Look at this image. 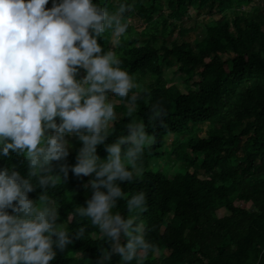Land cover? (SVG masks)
<instances>
[{
    "label": "trees",
    "instance_id": "16d2710c",
    "mask_svg": "<svg viewBox=\"0 0 264 264\" xmlns=\"http://www.w3.org/2000/svg\"><path fill=\"white\" fill-rule=\"evenodd\" d=\"M252 1L93 0L109 11L120 2L132 5L126 13L129 27L115 51L140 85L133 90L139 94L135 115L155 142L139 162L143 174L120 186L129 195L147 194L148 210L140 220L155 250L145 264H264V6L251 8ZM60 2L48 0L46 8ZM135 17L142 25L130 22ZM97 42L101 54L114 49L110 32ZM164 66L179 72L176 82H169ZM85 75L80 68L76 79ZM156 102L168 112L166 126L149 119L146 104ZM127 103L117 98L115 131L105 144L127 134ZM80 143H70L67 158L53 162L61 182L48 194L58 202L57 222L68 224L73 242L63 251L54 245L56 256L49 264H96L100 248L109 247L87 218L71 220L75 207L87 206L92 189L84 185L95 178L94 173L77 177L71 170ZM97 155L107 158L104 144L97 146ZM163 157L168 160L164 169L156 165ZM64 163L66 178L59 170ZM9 167L28 175L21 154L0 155V170ZM42 191L36 186L29 198L38 199ZM236 200L250 201L253 208ZM113 212L127 218L126 202L118 200ZM82 226L85 235L76 238ZM126 242L122 236L121 243ZM108 264H121L120 257L113 255Z\"/></svg>",
    "mask_w": 264,
    "mask_h": 264
},
{
    "label": "clouds",
    "instance_id": "9594fccd",
    "mask_svg": "<svg viewBox=\"0 0 264 264\" xmlns=\"http://www.w3.org/2000/svg\"><path fill=\"white\" fill-rule=\"evenodd\" d=\"M47 4L48 0H0V155L15 152L28 164L27 177L14 167L0 170V264H49L56 256L54 245L63 251L73 242L68 224L57 222L58 202L48 194L61 182L53 162L67 158L71 145L66 135L72 134L83 144L73 174L94 173L95 178L84 185L92 189L87 206L75 207L71 220L76 215L87 218L99 240L106 238L109 247L100 248L96 264H108L113 255L121 264H145L155 250L140 220L148 210L147 194L140 190L129 195L120 186L143 174L139 162L155 142L135 115L139 94L133 90L140 85L121 67L123 59L115 51L129 27L126 13L132 5L120 2L109 11L93 0H61L51 8ZM105 32L111 33L114 49L101 54L97 38ZM80 68L86 75L77 80ZM117 98L128 101L127 134L105 144L115 131ZM146 105L149 119L166 126L168 112L161 103ZM102 144L108 154L104 160L97 155ZM59 170L66 178L69 166L60 164ZM36 186L43 191L33 200L29 193ZM121 199L127 218L113 212ZM9 208L14 214L6 211ZM84 235L82 226L76 238ZM122 236L126 243H121Z\"/></svg>",
    "mask_w": 264,
    "mask_h": 264
},
{
    "label": "rangeland",
    "instance_id": "374dc122",
    "mask_svg": "<svg viewBox=\"0 0 264 264\" xmlns=\"http://www.w3.org/2000/svg\"><path fill=\"white\" fill-rule=\"evenodd\" d=\"M258 3L262 4L264 6V0H253L249 5H250L251 8H253L254 5H256ZM130 22L132 24L136 25V26L142 25V20L140 18H138V17L131 18ZM192 37H193V35H192ZM163 71H164V74L166 75V77L168 78L169 82H176L177 81V75L179 74V72L175 71L172 66H164ZM180 85H184V84L181 83ZM66 139L69 141V143H73L75 145L80 143V141L76 140L75 136H73V135H66ZM80 145L83 146L82 143H80ZM167 162H168V160L165 157H163V158H160L156 162V165L158 164L160 167H162L164 169V168L168 167V163ZM169 171L173 172L174 169L172 168ZM235 203L237 205L245 206V207H248V208H251V209L253 208V206H252L250 201L236 200ZM218 213L219 214H223L224 210L220 208L218 210Z\"/></svg>",
    "mask_w": 264,
    "mask_h": 264
}]
</instances>
